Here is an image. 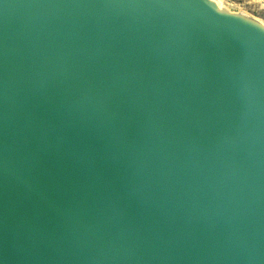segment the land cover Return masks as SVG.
Instances as JSON below:
<instances>
[{
  "label": "water",
  "instance_id": "obj_1",
  "mask_svg": "<svg viewBox=\"0 0 264 264\" xmlns=\"http://www.w3.org/2000/svg\"><path fill=\"white\" fill-rule=\"evenodd\" d=\"M0 264H264V22L0 0Z\"/></svg>",
  "mask_w": 264,
  "mask_h": 264
},
{
  "label": "rangeland",
  "instance_id": "obj_2",
  "mask_svg": "<svg viewBox=\"0 0 264 264\" xmlns=\"http://www.w3.org/2000/svg\"><path fill=\"white\" fill-rule=\"evenodd\" d=\"M264 22V0H228ZM239 10V9H238ZM241 11V10H240Z\"/></svg>",
  "mask_w": 264,
  "mask_h": 264
},
{
  "label": "bare ground",
  "instance_id": "obj_3",
  "mask_svg": "<svg viewBox=\"0 0 264 264\" xmlns=\"http://www.w3.org/2000/svg\"><path fill=\"white\" fill-rule=\"evenodd\" d=\"M214 1H216L220 7L227 8L231 11H240L241 10L242 12L248 13L245 10H243L241 7H239L237 5H233L228 0H214ZM261 21H263V20H261Z\"/></svg>",
  "mask_w": 264,
  "mask_h": 264
}]
</instances>
